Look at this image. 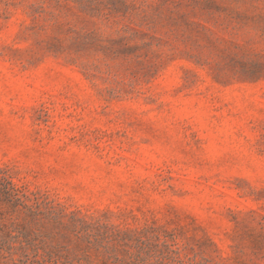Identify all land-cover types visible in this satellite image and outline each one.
<instances>
[{
  "label": "rangeland",
  "instance_id": "1",
  "mask_svg": "<svg viewBox=\"0 0 264 264\" xmlns=\"http://www.w3.org/2000/svg\"><path fill=\"white\" fill-rule=\"evenodd\" d=\"M0 264H264V0H0Z\"/></svg>",
  "mask_w": 264,
  "mask_h": 264
}]
</instances>
